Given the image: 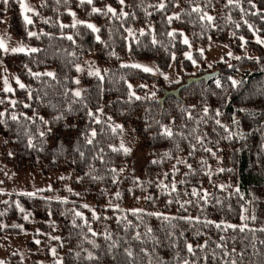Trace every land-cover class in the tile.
I'll list each match as a JSON object with an SVG mask.
<instances>
[{
  "label": "trees",
  "instance_id": "16d2710c",
  "mask_svg": "<svg viewBox=\"0 0 264 264\" xmlns=\"http://www.w3.org/2000/svg\"><path fill=\"white\" fill-rule=\"evenodd\" d=\"M160 2L125 0L121 5L119 0H93L89 5L79 0L60 3L40 0L36 10L39 15L31 14L33 24L27 25L20 11V0H8L6 5L0 0V21L7 18L9 36L40 49L34 54L7 55L0 50V63L25 85L24 89L14 86L13 92L7 93L9 98L5 93L0 98L3 101L0 113H4L0 116L2 163L14 171L37 176L57 171L70 174V179L65 181L71 191L66 193L58 181L52 183L50 190L34 196L0 193V239L5 234L17 235L29 230L31 223L25 217L38 228L39 234H34V239L55 235L49 242H42L44 256L31 253L33 264H38L40 259H44V264H58V261L61 264H149V261L184 264L185 260L189 264H231L232 260L237 264H264V232L224 228L228 223L239 226L244 205L256 193H264V44L253 38L255 34L264 35L260 11L264 9V0H233L232 5L227 0H211V3L162 0L166 5L162 11L155 7ZM176 5L182 7L180 19L169 23L168 17ZM109 6L116 16L107 13ZM93 7L101 9V13H93ZM193 7H200L214 17L212 23L201 21L203 12H192ZM121 11L129 13L128 17H121ZM71 12L76 14L75 18ZM74 19L81 23L72 27ZM61 24L67 27L61 28ZM88 24L96 25L100 31L93 32ZM128 29L135 31L133 36H129ZM141 30L145 35H140ZM29 31L36 32L39 39L29 38ZM173 31L175 38L168 35ZM180 33L190 36L195 44L218 41L240 46L244 38L254 58L243 57L241 61L231 62L232 67L219 62L213 71L205 72L201 68L195 77L213 72L217 75L181 90L177 98L167 97L159 103L165 91L184 84L187 77L177 86H166L160 79L122 65L121 61L128 58L151 61L161 70H167L172 61L181 62L189 73L192 62L180 59L187 48ZM68 36L73 39L68 40ZM89 55L105 67L103 80L82 76V102L72 103L76 99L71 95L76 87V66ZM245 67L249 69L238 75ZM29 70L54 72L57 78H35ZM235 77L240 79L233 87L231 80ZM217 79L221 82L219 88ZM153 82L155 96L147 94L142 86H133ZM11 101L16 102L14 106ZM25 104L31 107L26 108ZM89 110L101 123L87 115ZM217 110L220 115L216 114ZM13 115L18 119L13 121ZM59 116L64 118L57 119ZM235 117L237 135L229 142L224 136L230 131L225 132L220 125L231 128ZM166 128L172 131L171 137L164 135ZM93 129L97 136L89 145L86 137ZM126 129L133 132L143 154L139 169L131 154H125L118 146ZM229 145L237 189L227 193V188L221 190L215 186L205 200L202 186H212L221 177L220 173L216 174L219 177L208 180L204 170L211 159L205 149ZM80 152L84 153L83 157ZM187 165H191L188 171ZM113 168L116 173L111 171ZM173 183L175 192L171 191ZM58 187L61 188L56 190ZM193 190L198 195H193ZM116 193L120 194L119 198ZM58 194H63L64 199H56ZM86 203L93 207L85 209ZM181 203L184 208L180 207ZM254 206L256 219L247 223L248 228H264V199L259 201L257 196ZM134 210L142 211L134 215ZM93 213L99 219L93 218ZM189 216L198 217L199 222L180 219ZM209 220L222 227L207 224ZM148 228L152 229L151 233L147 232ZM138 232L139 240L135 238ZM186 243L193 245L195 255L187 251ZM205 244L201 250L199 246ZM218 244L223 245V250ZM27 245L31 250L36 249L34 241ZM53 248L55 256L51 254ZM141 249L149 255H144ZM126 250H131L134 258L128 257ZM224 252L231 255L225 256ZM89 253L95 258L88 259ZM12 263L20 264V261L13 256L3 264Z\"/></svg>",
  "mask_w": 264,
  "mask_h": 264
},
{
  "label": "rangeland",
  "instance_id": "374dc122",
  "mask_svg": "<svg viewBox=\"0 0 264 264\" xmlns=\"http://www.w3.org/2000/svg\"><path fill=\"white\" fill-rule=\"evenodd\" d=\"M38 1L40 0H20V4L21 2H23L26 7H29L36 12ZM181 9H182L181 5H176L174 11L170 16L178 15L181 12ZM20 11L23 18L24 15H28L29 17H31V14H33L32 12H23L21 6H20ZM260 11L263 14V21H264V9ZM131 32H132L131 36H133L135 31L132 30ZM0 37L5 39L9 49L17 48L22 45L26 49L32 48L26 45L25 43H23L22 41H20L19 39L9 36V34L7 33V18H4L3 22L0 23ZM185 37H187L188 39L189 42L188 44H185L183 42ZM253 38L255 39V41H258V39L264 40V35L258 36L255 34ZM241 41L242 42L240 43V46L237 45L236 43H232L231 46H229L225 43L218 41H213V42L209 41L206 44H200V43L195 44L191 42L190 36L183 35L182 42L187 46V48L185 52L181 55L180 59L190 60L192 62V70L189 73L185 72L183 64L181 62L176 64V62L174 63L172 61L170 67L167 70H161L156 66L155 63L151 61L134 60L130 58L121 61V64L128 65L131 67L132 65H141L142 67L140 68L137 67L134 68H137L142 71H144L143 69L145 67L150 68L152 69V71L150 72L144 71V72L150 74L155 79H160L162 83L166 86L168 85L177 86L178 84L184 82L186 77L189 78V77L197 76L201 68H203V71L205 72H207V70L213 71L215 70L214 68L215 65L219 62H225L232 67L231 62L241 61L240 59L241 58L243 59V57H247L248 59H253L254 57H252L253 55L252 50L246 44V40L243 38L241 39ZM2 53L4 55L15 54L10 51L4 52L3 50ZM18 53H24V52H18ZM229 53H231V55H229ZM189 56L191 57V59H189ZM236 57H239V59H237ZM78 65L80 66L82 71H77V77L75 80L78 79L80 83H81L80 80L81 77L84 75H89L90 71L94 72L95 70L99 69L100 74H102V72L105 69L104 66H101L96 62V59L94 58L93 55H89L85 57ZM248 69H249L248 67L240 69L238 75L241 76L242 71ZM183 74L186 75L183 76ZM90 76H94V75H90ZM165 77H167V79ZM238 79H240V77L239 78L235 77L234 80L238 81ZM5 80H7V86L12 89L11 92H13L14 86L19 87V85L16 83L17 77L15 73L12 70L8 69L4 63H0V98L4 97L2 96V94L4 93L6 95L5 97L9 98L7 96V93L9 92H6L4 90L6 87ZM80 83L79 84L75 83L76 87L73 91L80 90L81 88ZM136 85L142 86L144 88L143 90L147 94H152L153 89L156 88V84L154 82L151 84L136 83L133 86ZM237 121L238 118L235 117V120H233L234 126H232L231 128L226 127L227 131H225L224 128L225 132L230 131L229 133H232L231 138H228L229 142L232 141L234 135H237L236 132ZM229 133H227V135L224 136L226 137V139L227 137H229ZM121 144L131 149L130 154L134 158L136 168L137 169L141 168V166L143 165V154L141 152L139 145L137 144L135 135L131 130L129 129L123 130L118 145L119 148H121ZM263 148H264V144H263ZM230 149L231 147L229 145L221 148H216L215 150L208 152V158L211 160L209 161V164H206V170H204V173H208V180H210L211 177L212 178L219 177L217 175L220 173H221V177L219 180L212 182L213 183L212 186H207V185L202 186V190L204 191V193L207 192L208 195L211 194L214 191L213 189L215 186L218 189L219 188L221 189L220 186H223V189L227 188L228 189L227 193H232L233 190L237 189V182H235L233 178V174L235 175L236 169L235 166L233 165V160L229 155ZM217 151L220 153H217ZM213 152L215 153V156L212 155ZM178 160L179 162L182 161V163H184L182 159H178ZM220 169H225V171L220 172L219 171ZM186 170L188 171L190 170V168L187 166ZM68 179H70V174L68 172H61V171L53 172L46 176H37L29 172H17L14 171L10 166L2 163V159L0 157V193L1 194L34 196L37 195L39 192L50 190L52 188V183L54 181L61 182L63 187V188L58 187L56 190L61 188L66 193L69 191V189L67 187L68 185L65 180ZM257 196L259 197V201L264 199V193H262L261 195H257L256 193V195H254V199L247 202L244 205L240 213L241 224L242 223L247 224L252 221L251 217L255 215L256 207L254 206V202L257 201ZM63 197H64L63 194H58L57 196H55L56 199H64ZM86 206L87 207L84 206L85 209H91L93 207L91 203H86ZM242 216H248L249 219L246 221H242L241 219ZM27 220L31 223V228L29 230L27 231L25 230L21 234H17V235L5 234L0 239V261H2L3 263L6 260H9L11 257L15 256L16 259L20 261V264H33L34 259L31 258V253L39 256L40 255L44 256L45 251L43 250L44 245L42 244V242H49L51 239H53V237H55V235H53V237L47 235L44 236L45 238L34 239V234H39L38 228L32 225V221L28 217ZM29 241H34V243L36 244L35 250H31L28 247L27 242ZM37 241H39V243H37ZM44 263H45L44 259H40L38 262V264H44ZM12 264H16V263H12Z\"/></svg>",
  "mask_w": 264,
  "mask_h": 264
},
{
  "label": "snow or ice",
  "instance_id": "6c2138e0",
  "mask_svg": "<svg viewBox=\"0 0 264 264\" xmlns=\"http://www.w3.org/2000/svg\"><path fill=\"white\" fill-rule=\"evenodd\" d=\"M60 2H61V0H57V3H60ZM65 2H66V0H65ZM79 2H80L81 4H84V3H87V4H89V5L93 4V0H79ZM3 3L6 5V4L8 3V0H3ZM119 3H120L121 5H124V4H125V0H119ZM173 3H175V0H173ZM208 3H211V0H208ZM227 3H228L229 5H232V4H233V0H227ZM20 6H21V9H22L23 12H32L33 15H37V16L39 15L38 12H35L33 9H31V8H29V7H26L25 4H24L23 2H21ZM237 6H239V5L237 4ZM155 7H156L158 10H161V11H162V10H164V9L166 8V5H165V3H163L162 0H161L160 3H158V4L155 5ZM101 11H102V10L99 9V8H96V7H93V8H92V12H93V13H101ZM192 12H195V13H197V14H201V13L203 12V10H202L200 7H193V8H192ZM107 13H112L113 16H116V15H117L116 11H115L112 7H110V6L107 8ZM70 15H72V16L75 18V15H76V14H75L74 12H71ZM119 15H120L121 17L127 18L128 15H129V13L121 11V12L119 13ZM149 15H151V13H149ZM199 18H200L201 21H203V20H207L209 24H211L212 21L214 20V17H212L211 15H208L207 12H203V14H201ZM173 19L179 20V19H180V16H179V15L169 16V17H168V22L171 23V21H172ZM24 21H25V23H26L27 25H32V24H33V20H32L31 17H29L28 15H24ZM2 22H3V21H0V23H2ZM44 23H49V21H48V20H44ZM78 23H81V22H80V21H76V20L74 19V22H73V24H72V27H75L76 24H78ZM60 27H61V28H64V27H67V25H63V24H61ZM87 27H88L89 29H91L93 32H96V33H98V32L100 31L99 28H97L95 25H92V24H88ZM249 27H251V25H249ZM127 31H128V33H129V35L131 36V35H132L131 29H128ZM42 34H43V33H42ZM27 35H28L29 38L36 37L37 39H39L38 34H37L36 32H33V31H29V32L27 33ZM140 35H141V36L145 35V33H144L143 30H141ZM168 35L171 36V37H173V38H175V36H176V32H175V31H173V32H169ZM180 35H183V33H180ZM67 39H68V40H72L73 38H72V36H68ZM241 39H243V38H241ZM97 40H99V36H97ZM152 42H153V44H155V43H156V40L153 39ZM183 42H184L185 44H188V43H189L187 37L184 38V41H183ZM257 42L260 43V44H264V40H260V39H258ZM0 50H3L4 52H9V51H10V52H12V53L24 52V53H26V54H34V53H37V52L40 51V49L35 48V47L27 48V49H26L23 45L20 46V47H17V48L9 49L8 46H7V43H6L5 39L2 38V37H0ZM229 55H231V53H229ZM236 58L239 59V57H236ZM189 59H191L190 56H189ZM132 67L140 68V67H142V66H141V65H132ZM76 70H77V71H82V69L80 68L79 65L76 66ZM143 70L146 71V72H150V71H152V69H150V68H146V67H145ZM29 71H30V74L33 75L35 78H40L41 76L51 77L52 79H56V78H57V77H56V74H55L54 72H44V73H39V72H37V73H31V70H29ZM89 75H94V76L98 77L100 80H103V76H101L99 69L95 70L94 72H93V71H90V72H89ZM165 78L167 79V77H165ZM230 79H231V78H230ZM16 83L19 85V87H20L21 89H24V88H25V85L22 84V83H20V81H19L18 78H17V80H16ZM74 83L79 84L80 81L77 79V80L74 81ZM231 83H232V86L235 87V86L238 85L239 82H237L236 80L233 79V80H231ZM5 85H6V87H5L4 90H5L6 92H11L12 89H11L10 87L7 86V80H5ZM216 86H217L218 88L221 87V82H220L219 79L216 80ZM130 87H131V85H129V88H130ZM65 95H67V93H65ZM71 95L74 96V97L76 98L75 100L72 101V103L82 102V99H83V98H82V93H81L80 90L72 91ZM132 95H135V94L132 93ZM152 95L155 96V93H153ZM31 98H32V95H31V93H29V99H31ZM135 98H136L137 100L140 99L139 96H136ZM0 103H3V101H0ZM11 103H12L13 106H14L16 102H15V101H11ZM24 107H26V108H27V107H31V105H29V104H25ZM84 107H87V105L85 104ZM69 111H71V108H69ZM100 111L102 112V109H100ZM204 111H205V115H207L208 109L205 108ZM216 114H217V115H220L221 113L217 110ZM3 115H4V113H0V116H3ZM87 115H88L89 117L93 118V119L95 120L96 123H101V121L95 116V114H94L92 111L89 110V111L87 112ZM63 118H64L63 116H59V117H57V119H63ZM11 119H12L13 121H15V120H17L18 118H17V116L13 115V116L11 117ZM25 119H29V118H28V117H25ZM41 119H42V118H41ZM109 119H111V118L109 117ZM45 123H47V122H45ZM216 123H217V124H220V121H216ZM220 126H221V127H224V128H225V131H227V128H226L224 125L221 124ZM116 127H117V128H122V126H119V125H117ZM113 130H115V129H113ZM40 135L43 136L44 133L41 132ZM164 135H166V136H168V137H171V136L173 135V133H172V131H171L170 129H167V128H166V129H165V132H164ZM96 136H97V132H96V130H94V129L91 130L90 135L86 137V139H87V143H88L89 145L93 144V142H94V138H95ZM231 136H232V133H229V137H227V138H231ZM197 140H198V142L202 143V141H201L199 138H197ZM29 144L31 145V140L29 141ZM121 149L123 150V152H124L125 154H130V152H131V149L125 147L123 144H121ZM115 150H116V149H114V151H115ZM205 150H206V151H209V152L212 151L211 149H205ZM190 154H191V153H190ZM80 155H81V157H83V156H84V153H83V152H80ZM165 155H168V154H165ZM212 155L215 156V153L213 152ZM156 162H157V161H153V163H156ZM184 163H187V162L185 161ZM204 163H206V162H204ZM187 166H188L189 168H191V165H187ZM174 169H175V166H174ZM111 171H112L113 173H116V172H117V170H116L115 168L111 169ZM121 171H122V170H121ZM219 171H220V172H223V171H225V169H220ZM165 175H166V177H167V174H165ZM93 178L95 179L96 177H93ZM113 182H116L115 176L113 177ZM161 186H162V187H167V186H165V185H163V184H161ZM220 187H221V190H223V186H220ZM176 190H177V189H176V185H175V183H173V184L171 185V191H172V192H175ZM69 191H71V189H69ZM192 194H193V195H198V193H197L195 190H193V193H192ZM29 195H31V194H29ZM207 195H208L207 192H205L202 198L206 200V199H207ZM116 196H117V198H119L120 194H119V193H116ZM149 199H150V197H149ZM85 207H87V206L85 205ZM180 207H181V208H184V204L181 203V204H180ZM21 211H23V209H21ZM140 211H142V210H134V211H133V214L136 215V214H138V212H140ZM75 215H76L77 217H81V213H79V212H76ZM152 215H159V214H152ZM93 218H95V219H99V217H97V216L95 215V213H93ZM163 218H164L165 220L176 219V217H171V218H170V217H163ZM25 219H27V217H25ZM180 219H184V220H186V221L189 222V223H191V222L193 221V219H195L196 222H199V218H198V217H197V218H193V217H190V216H189V217H180ZM241 219H242V221H246V220L249 219V217H248V216H242ZM251 219L254 221V220L256 219V216L253 215V216L251 217ZM206 223H207V224H215V227L218 228V229L222 227V225H221L220 223H215L214 221H211V220L206 221ZM85 224H87V221H85ZM73 226L75 227V226H77V225H75V223H74ZM14 227H19V226H18V225H14ZM173 227H175V226H173ZM224 228H225V230H227V229H232L233 231L239 230L240 232H244V231H246V230H247V231H261V232H264V228H260V229H249V228H248V225H247L246 223H242V224L239 225V226H238V225H233V224L228 223V224L224 225ZM89 231H91V228H90V227H89ZM147 232H148V233H151V232H152V229H151V228H148V229H147ZM92 235L95 236V235H97V234H96L95 232H92ZM140 236H141V234L138 232V233H136V237H135V238H136L137 240H139V239H140ZM108 238H110V237H108ZM56 239H59V238H56ZM37 243H39V241H37ZM206 246H207V245L205 244V245H200L199 247L201 248V250H203V248L206 247ZM185 247H186V249H187V251H188L189 253L195 255V251H194V248H193V245H192V244H190V243H186ZM217 247H218V248H221V249L223 250V245L218 244ZM51 251H52L53 256H55V255H56V250L53 248ZM141 251L144 252V255H146V256L149 255V253H148L146 250L141 249ZM233 252H235V249H233ZM126 254H127V256L130 257V258H134V256H133V252H132L131 250H126ZM77 255H79V254H77ZM224 255H225V256H228V255H231V253L224 252ZM241 255H242V254H241ZM94 258H95V257H93V255H92L91 253L88 254V259H94ZM0 264H3V262L0 261ZM58 264H61V262L58 261ZM149 264H151V261H149ZM161 264H162V262H161ZM184 264H189V262H188L187 260H185V261H184ZM231 264H237V262H236L235 260H232V261H231Z\"/></svg>",
  "mask_w": 264,
  "mask_h": 264
},
{
  "label": "water",
  "instance_id": "95a60500",
  "mask_svg": "<svg viewBox=\"0 0 264 264\" xmlns=\"http://www.w3.org/2000/svg\"><path fill=\"white\" fill-rule=\"evenodd\" d=\"M217 75V72H213V73H206L202 76L199 77H189L186 79L185 83L180 85L179 87H177L176 89L170 90V91H165L164 97L159 99V103H162L165 98L167 97H178L179 93L181 92V90L188 88L189 86H191L192 84L198 83L200 81H206L208 78Z\"/></svg>",
  "mask_w": 264,
  "mask_h": 264
}]
</instances>
